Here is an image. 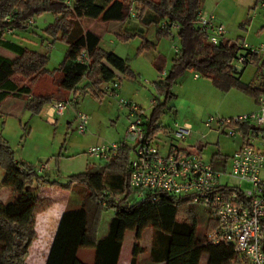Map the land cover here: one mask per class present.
Returning <instances> with one entry per match:
<instances>
[{
    "label": "trees",
    "instance_id": "1",
    "mask_svg": "<svg viewBox=\"0 0 264 264\" xmlns=\"http://www.w3.org/2000/svg\"><path fill=\"white\" fill-rule=\"evenodd\" d=\"M67 1L71 4H66ZM199 9L201 0H0V48L15 55L13 59L0 55V106L8 97L27 98L26 109L31 115H38L45 105L64 99L66 93L101 98L105 95L104 86L118 82L120 75L125 79L134 78L126 60L102 49L100 37L82 28L83 19L120 23L136 19L143 26L154 25L156 34L166 37L170 35L168 27L171 23L179 26L178 50L171 68L156 84L157 92L164 95L165 102L171 97V84L190 71L209 79L222 91L240 88L257 103L259 96L264 94V83L258 87L240 83L232 67V61L239 53L237 43L210 44L195 22ZM46 13L51 14L54 21L43 30L45 39L54 40L59 36L67 45L63 61L52 71L46 68L48 57L45 54L11 39L19 38V33L36 24L30 25V18L36 21ZM163 23L167 26L162 27ZM6 29H11V34H5ZM118 37L127 41L134 36L120 32ZM150 47L144 39L139 52ZM258 56H252L250 64L255 65L264 77V61L259 64ZM41 84L50 88L39 89ZM152 105L150 117L143 122L148 136L160 130L155 122L162 104L154 101ZM249 129L253 130V127L243 124L238 132ZM130 154L131 147L123 145L116 158L71 174L66 177V184L59 185L38 175L31 165L17 161L8 143L0 136V168L5 174L14 176L24 189L23 196L16 201L0 203V264H27L29 248L37 236V216L54 205L51 198L37 196L38 186L58 185L68 189L73 183L84 185L87 192L78 210L61 215L45 264H84L77 257L80 249L94 250L93 264H118L124 234L133 231L138 242L148 228L156 235L166 236L164 258L158 259L154 252L139 258L146 252L135 243L130 264H199L203 255L207 256L206 264H248L231 246L211 244L205 240L206 234L198 237V229L205 228L208 233L216 223L208 210L193 205L189 198L162 194L156 202L137 200L129 185ZM222 161L225 164L226 158L222 157ZM213 167L219 170V167ZM112 193L121 196L119 202L111 200ZM101 202L114 209L107 230L102 234L98 228Z\"/></svg>",
    "mask_w": 264,
    "mask_h": 264
},
{
    "label": "rangeland",
    "instance_id": "2",
    "mask_svg": "<svg viewBox=\"0 0 264 264\" xmlns=\"http://www.w3.org/2000/svg\"><path fill=\"white\" fill-rule=\"evenodd\" d=\"M97 1L101 2V0ZM254 2L255 0H201V9L204 13L213 14L223 23L229 39L248 44L253 43L255 34L264 29V5H262L264 0L257 1L256 6H254ZM53 21L54 17L51 14H43L36 18L34 26H30L25 32L18 34L20 39L17 36L11 37L12 40L20 42L24 47L45 54L48 57L46 68L49 71L59 66L67 51L66 43L59 36L54 40L44 37L43 30ZM119 26L117 23H103L91 19L82 20L83 28L100 36L102 48L127 61L134 78L125 79L123 76L121 77L122 79L118 81V97L105 94L96 99L87 95L80 98L79 105H75V107L67 104L63 111L65 117L59 119L60 121L54 127H45L44 130H41L42 124L36 121L37 126L40 127L35 126L36 132L29 135L26 131L23 139H27L28 145L39 142L42 148H46L47 153H52L48 155L46 160L31 164L36 173L46 161H48L49 170L55 168L50 172L51 179L58 178L60 180L66 179L68 174L83 171L86 164L90 166L99 165L101 162L98 159L87 154L88 149L93 146L118 142V138L123 140L131 121L127 115V109L118 104L120 98L132 102L140 108L144 121L151 115L152 101H155L156 104H162L161 113L155 122L160 129L155 134V141L163 153L165 152V142L160 137L163 135L161 129L172 128L174 123L190 125L195 123L201 127L199 133L205 134L207 130L203 127V122L209 116L222 117L220 115L235 113L253 106V97L240 88L233 87L227 91H222L201 75L197 74L198 78L194 79L196 73L190 71L184 72L171 84V97L165 102L164 95L158 94L156 84L160 78H164L161 76L162 71L168 72L171 68L174 48L178 46L177 37L172 41L170 36H159L156 34L155 27L149 29L141 37L140 33L123 27L121 29L122 34L131 33L134 37L122 41L116 35V33H120L115 31ZM171 33L175 35L174 32ZM144 39L154 44V47L139 52ZM237 77L242 85L258 87L264 83V77L259 74L257 67L253 64L245 66L243 72L237 74ZM40 88L45 89L50 88V86L42 84ZM74 111L82 112L89 117V123L84 134H79L76 130L77 122L73 115ZM204 140H206L207 145L200 154L203 159L209 161L211 155L216 151H220L222 156H231L240 142V136L230 138L223 134L208 133ZM11 141L13 145V138ZM9 145L11 146V142ZM129 145L134 146L133 143H129ZM134 157L135 153L131 151L130 158ZM45 166L47 169V165ZM242 187L243 189L250 188L248 184H243ZM45 189L50 190L49 187H45ZM36 193L38 196V190ZM46 194L52 195L50 192H46ZM110 195L113 202H119L121 198L119 194L112 193ZM101 208L98 225L100 234L107 230L108 222L114 214L112 208H103L102 206ZM206 231L205 228L198 229V237L204 236ZM135 243L143 247L146 252L139 258H145L148 253L154 252L158 259L163 260L167 243L165 235H156V232L149 228L141 235V240L136 242L135 233L127 231L124 237L123 251L131 255ZM37 248L40 249V252L36 251ZM46 248V244L33 241L28 252L29 259L27 257L26 261L29 264L41 262L40 258L45 256ZM83 250V252L90 251L89 249ZM83 254L85 253H81L80 256L82 257ZM35 256L39 259L36 260ZM206 261L207 256L203 255L199 264H206Z\"/></svg>",
    "mask_w": 264,
    "mask_h": 264
},
{
    "label": "built area",
    "instance_id": "3",
    "mask_svg": "<svg viewBox=\"0 0 264 264\" xmlns=\"http://www.w3.org/2000/svg\"><path fill=\"white\" fill-rule=\"evenodd\" d=\"M66 4L71 3L67 1ZM195 22L210 44L217 45L224 40L225 27L217 22L213 14L199 9ZM28 23L34 25L36 21L30 18ZM164 26L167 24L163 23ZM168 28L173 41L179 26L171 23ZM4 32L11 34L12 30L6 29ZM237 46L239 53L232 61L233 69L244 68L250 64L252 56L264 54V43L252 47L242 42ZM177 50L178 46L174 48V53ZM118 89V82L103 88L105 94L115 97H118ZM67 103L55 101L49 108L61 115ZM118 104L127 109L131 119L125 138L93 146L87 154L104 163L116 158L123 145L133 143L134 146L130 147L135 157L129 161V185L135 191L137 200L156 202L162 194L189 198L193 205L208 210L216 223L215 228L205 235L207 242L231 246L248 264H264V94L259 96L257 109L253 112L233 117L209 116L203 122L207 133H200L202 140L208 133L230 138L237 135L242 137L241 146L228 159V170H217L198 151L180 146L181 142L192 136V125L174 123L172 128L162 129L161 133L172 139L163 153L155 141V135L146 134L140 108L121 98ZM75 120L77 132L84 134L89 117L77 112ZM243 124L253 126V130L245 136L238 132ZM45 169V165L40 167L38 173ZM243 184H248L250 188L243 189ZM99 204L103 208L108 207L104 202Z\"/></svg>",
    "mask_w": 264,
    "mask_h": 264
},
{
    "label": "crops",
    "instance_id": "4",
    "mask_svg": "<svg viewBox=\"0 0 264 264\" xmlns=\"http://www.w3.org/2000/svg\"><path fill=\"white\" fill-rule=\"evenodd\" d=\"M216 20L217 22L223 25V23L218 18H216ZM103 23H117L120 26L119 28H116L115 31L120 33L121 29L124 27V28H127L128 30H133V32L135 33L136 32L140 33L141 37H143L144 34H146L149 29H151L152 27H155L154 25L143 26L136 19H128L123 23H120V22H103ZM81 26H82V21H81ZM83 29L85 31L92 32L91 30H88L85 28ZM96 35L99 36L98 34ZM116 35L118 36L117 33ZM223 41H232L238 44V41L229 39L227 35L225 36ZM149 43L151 44L152 47H154V44H152L151 42ZM262 43H264V29L258 31V33L255 34V40L253 41V43H248V44L252 47H257L258 45ZM0 55L10 58V59L15 58V55L13 53L7 50H4L2 48H0ZM258 57H259L258 62L259 64H261L262 61H264V54H259ZM242 72H243V68L240 74ZM165 73H166L165 71H162L161 76L164 77ZM195 78H198L197 74L194 75V79ZM84 82L82 84H84ZM41 85H38V86L40 87ZM87 95L89 96L90 94H80V93L74 94L73 92L66 93V95L64 96V99L53 100L51 103L45 105L38 115H31V113L26 109L27 98H24V99H16V98H11V97L6 98L0 106V136L8 143V145L11 142L12 148L10 145L9 146L14 152V156L16 160L21 163L27 164V165L36 164L37 162L40 163L42 160H46L48 158V155H51L52 153L51 154L47 153L46 148H42V145L39 142L28 145L27 139L26 140L23 139L24 135L26 134V131H27V135L33 132H36V128H35V126H37L36 121L42 124L43 128H41V130H44L45 127L56 126L57 123L60 121L59 119H63L65 117V114L63 112L61 115H58L56 113H53L50 110L49 107L53 102L55 101L68 102L67 104H71L73 105V107H75V105H79L78 102L80 101V98H84ZM96 99H99V98H96ZM256 109H257V103L255 102V99L253 98V106L250 107L249 109H245V110H241L235 113H229L225 115L223 114L220 116L233 117V116L253 112ZM75 112L77 111H74L73 113L74 116H75ZM67 123L69 124V122ZM192 126H193V136L190 139H187L181 142L180 146L185 149L198 151L200 153L201 151H203V149L206 148L207 143H206V140L203 141L200 138L199 132L201 131L200 129L201 127L197 126L195 123H192ZM37 127H40V126H37ZM250 127H253V126L250 125ZM250 131L251 129L245 132L241 131L240 134L241 136L242 135L245 136ZM160 137L163 138L165 142L164 148L166 150L167 145L171 142L172 139L167 135H162ZM12 138L14 142L13 145L11 141ZM121 140H122L121 138H118L117 141H121ZM241 143H242V137H240V142L235 147L234 151L237 150L241 146ZM229 156L230 155L222 156L220 151H216L214 152L213 155H211V158L208 162H210L213 166L215 165L216 167H219V170H223V168H225L224 170H228L229 169V161H228ZM222 157L226 158L225 164L222 161ZM47 162L48 161L42 164V166L47 165V169L43 170L41 173L37 172V174L40 176L41 175L46 176L50 182H56L59 185L66 184V179L64 178L61 180L58 178L51 179L50 172L54 170L55 168H52L49 170ZM88 166L90 165L86 164L83 171H85ZM69 175L71 174H68V176ZM45 187H49L50 190H46ZM46 192H50L52 195L48 196ZM86 192H87L86 187L79 183L71 184L68 189H62L58 185L40 184L38 186V193H39L38 197L51 198L54 201V205L47 211L38 215L36 219L37 238L34 242L46 244L47 248L45 250V256L40 258L42 261L34 262L33 264H45L46 256L48 254V251H49L51 242L53 240V237H54L57 225H58V221L61 215L67 211L78 210L82 205L83 198ZM23 194H24V189H23L22 184H20V182H18V180L14 176L5 174L4 171L0 168V203L6 204L9 202H14L17 199L21 198ZM125 234H124V237H125ZM123 244H124V238H123L122 247H121V251H120V255L118 259V264H130L131 255L123 251ZM89 250L90 251L88 252H83L84 250L80 249L77 252L78 259L82 261L84 264H93L94 262V250L92 249H89ZM36 251L40 252V249L37 248ZM81 253H85V254H83L81 257L80 256ZM28 259H29V256H28ZM35 259L38 260L39 258L35 256ZM26 263L29 264L27 261Z\"/></svg>",
    "mask_w": 264,
    "mask_h": 264
},
{
    "label": "water",
    "instance_id": "5",
    "mask_svg": "<svg viewBox=\"0 0 264 264\" xmlns=\"http://www.w3.org/2000/svg\"><path fill=\"white\" fill-rule=\"evenodd\" d=\"M234 70L237 72V74H240L242 68L235 67Z\"/></svg>",
    "mask_w": 264,
    "mask_h": 264
}]
</instances>
